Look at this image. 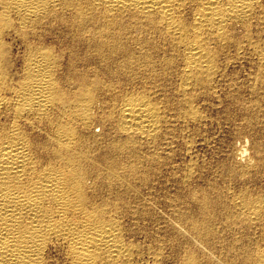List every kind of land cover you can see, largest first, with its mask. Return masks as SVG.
Returning <instances> with one entry per match:
<instances>
[{
	"label": "bare ground",
	"instance_id": "obj_1",
	"mask_svg": "<svg viewBox=\"0 0 264 264\" xmlns=\"http://www.w3.org/2000/svg\"><path fill=\"white\" fill-rule=\"evenodd\" d=\"M60 257L264 264V0H0V264Z\"/></svg>",
	"mask_w": 264,
	"mask_h": 264
},
{
	"label": "rangeland",
	"instance_id": "obj_2",
	"mask_svg": "<svg viewBox=\"0 0 264 264\" xmlns=\"http://www.w3.org/2000/svg\"><path fill=\"white\" fill-rule=\"evenodd\" d=\"M15 44V45H14ZM19 49H20V45H19V43L17 42V41H15L14 43H13V53L14 54H18V51H19ZM140 89V88H139ZM210 108V107H209ZM207 108V109H205L204 110V113H206L207 115H209L210 117H215V119H213L212 118V122L210 123V124H208L207 126H205V127H203L202 128V130H201V135H210V136H219L218 134L220 133V135L221 134H223V131H221V129H220V126H221V123L219 122L220 121V119H221V115L219 114V112H217L218 111V109L216 110V107H214V108ZM214 112V113H213ZM218 117H219V119H218ZM218 120V122H217V120ZM213 121H215V122H213ZM214 123V124H213ZM218 123H220V125L218 124ZM219 126V127H218ZM206 131V133H204ZM211 131V132H210ZM213 132V133H212ZM204 133V134H203ZM198 149H200V148H198ZM143 191V190H142ZM143 219H141L140 221L138 220V221H136V220H134L135 221V223H134V221H131V222H129L130 223V225H129V227H131L132 225H134V228L136 227V228H138V229H136V230H138L139 231V235H138V241H140V243L142 244V242H145V243H143L142 245H145V246H142V250H141V254H140V256H137V257H139L140 259H143L144 257H146L145 259H143L144 261L148 258V253H146L145 251H147L148 250V247L150 246V241H148V240H146L145 239V230L146 229H150V231H152V230H154L155 232L157 231V230H155V229H157L158 228V226L156 227V226H154L153 224H152V222H151V220H147V219H144L143 221H146V224H145V222L143 223V221H142ZM140 222V223H139ZM128 223V224H129ZM134 223V224H133ZM150 225V228H149V225ZM139 225V226H138ZM142 225H144V226H142ZM148 225V226H147ZM146 226H147V228H146ZM142 227V228H141ZM144 227V228H143ZM151 227H152V229H151ZM133 228V227H132ZM146 228V229H145ZM160 228V227H159ZM142 229H143V231H142ZM141 231V232H140ZM142 233H143V236H144V238H143V236H142ZM142 240V241H141ZM146 242H148V243H146ZM148 246V247H147ZM144 247V248H143ZM165 249H167V250H169L170 251V246H167V247H165ZM165 252H166V250H164ZM168 252V251H167ZM144 253H146V255L144 254ZM142 254H144V255H142ZM138 258V259H139ZM59 259H61L60 260V262L58 261V263L57 264H65V262H64V259L63 258H59ZM63 259V260H62ZM63 263H62V262ZM148 264H151V263H148Z\"/></svg>",
	"mask_w": 264,
	"mask_h": 264
}]
</instances>
